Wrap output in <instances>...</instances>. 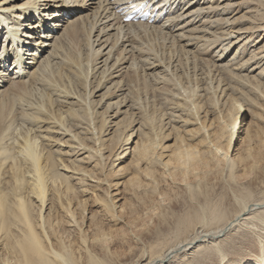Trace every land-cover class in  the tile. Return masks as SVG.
Wrapping results in <instances>:
<instances>
[{"label":"bare ground","instance_id":"6f19581e","mask_svg":"<svg viewBox=\"0 0 264 264\" xmlns=\"http://www.w3.org/2000/svg\"><path fill=\"white\" fill-rule=\"evenodd\" d=\"M223 3L0 0V36L5 37L0 45V264H264V227H260L264 226V200L255 199L249 186L242 187L244 174L251 179L264 170V114L262 125L255 131L247 129L234 154V145L228 142L234 130L239 132L238 122L233 126L239 103L229 98V110H219L226 95V88L220 87L222 81L211 91L212 102L207 99L218 110L208 122L209 104L204 109L196 92L194 97L186 90L187 94L174 95L179 98L174 104L178 111L190 116L185 123L197 127L176 133L171 143L163 134L170 122L147 114L143 95L146 99L150 95L141 94L142 87L153 89L159 81L184 88L166 76L175 75L178 67L163 64L154 47L144 45L149 36L162 33L174 61H189L193 51L208 55V46L225 39L231 38V44L244 37L242 41H259L260 32V36L264 34V22L258 23L259 19L240 35L229 29L218 33L207 28L216 24L223 29L225 19L211 17L231 14L236 7L228 2L220 9ZM135 9L146 12L147 20L127 22L125 18ZM75 41L80 45L71 54L67 47ZM262 44L264 39L257 50L264 52ZM257 50L250 52L251 60L263 55ZM193 61L205 66L210 60L195 56ZM161 68L166 75H159ZM112 88L122 93L117 101L109 102L99 122L96 107L101 103L96 105L93 97L106 90L102 102L109 93H116ZM9 103L17 108L19 120L11 118ZM122 107L141 109L145 114L138 128H142L141 138L131 149L134 162L129 170L134 169L126 181L115 182L109 177L123 172L121 160L128 154L125 146L134 134L126 132V117L115 120L123 113ZM109 111L116 112L108 116ZM170 112L172 121L177 115ZM169 129L170 133L178 130L176 126ZM93 157L99 159L96 165L113 157L111 172L92 173ZM118 160L121 162L116 163ZM242 171L244 174L239 173ZM211 174L233 191L236 207L232 213L224 208L223 198L211 197L213 184L207 181ZM164 185L188 191L193 204L182 213L169 208ZM122 192L147 205L143 214L158 218L153 237H148L153 229L147 224L136 223L139 211L129 214L126 204H120ZM89 195L102 218L88 210ZM106 220L121 231L113 232ZM165 224L170 227L164 229ZM241 229L255 235L256 246L231 253L228 235Z\"/></svg>","mask_w":264,"mask_h":264},{"label":"rangeland","instance_id":"374dc122","mask_svg":"<svg viewBox=\"0 0 264 264\" xmlns=\"http://www.w3.org/2000/svg\"><path fill=\"white\" fill-rule=\"evenodd\" d=\"M221 1H224V3H223V5L220 6V9L222 8V6L224 7L225 4L228 2H231L232 4H236L235 5L236 7L232 8L233 12L231 14H226V12H221V14H217V16L214 15L213 17H211L212 19H225V21H226V23L223 26V29H217L218 25H216V24H215L214 28H212V27H210V25H208L207 28H209V29L211 28V30H210L211 32L218 31V33H226V31L229 29L231 32L234 33V35L235 34L240 35V34L246 33V30H243V29L250 27L252 25V23H257L258 19L260 20L258 23L264 22V0H231V1L230 0H220V2ZM240 2H244L245 4L244 3H243V5L240 4L239 5L240 7H239L237 4H239ZM238 19H239V21H238ZM234 21H236V22H234ZM200 24L201 23H199V25ZM203 31H205V30H203ZM253 32H257V31L254 30ZM198 34H200V32ZM161 35H162V33H158V36L147 37L146 40L144 39V45L154 47V49L156 50V53H159V54H157L158 58L161 57L159 59L163 61V64L167 65L170 62V63H172L171 68L173 67V65H176L175 68L178 67V71H175V75H174V73H172L171 75H166L167 72L162 69L163 67L158 70L159 75L160 76L166 75V76H171V77L175 78V80H178L184 88H181V87L176 88L172 82H167V81L155 82L154 87L157 88V90L155 88L152 89V86H150L148 90H145L142 87V90H141L142 95H143V93H149V95L151 97L153 95H155L152 98L149 96L147 98L148 100L146 99L145 95H143V98H144L143 101L145 104H147V105H145L143 103L146 108L144 106L143 107H144V109L149 108V109H147L146 113L154 115L157 118V120L161 119V117H162V119L164 120L163 121L164 123L170 122L169 124H167V126L165 127L164 132H163V134H166V136H168L169 139L171 137H174L176 135V133H178V132L180 134H182V133L185 134L186 130L192 129V128L197 127V126L196 125H189V123L188 124L185 123V120L189 119L190 116L186 115V113H184L183 111H178L179 109L175 106L176 105L175 103H177L179 101V98L175 97L174 95H180V94L184 95V93L185 94L188 93L194 97V93L196 92L195 98L198 97V98H196V99H198V101H201L200 99H202L201 103L204 104V109L208 108L207 110L209 111V114H208L207 120H206L208 122V121H211L213 118H215V116H217L216 114L218 111L215 109L214 106H213V108L211 106L212 104L210 102H212V101L209 98V97L213 96V93L211 91L214 92L216 87L219 84L218 82L222 81L221 82L222 84L220 87L226 88L225 89L226 95L224 96L225 98H223L222 102L220 103L221 108L219 110H224V111L229 110V108L231 106V100L230 99H232V97L234 99L236 98V100H238L237 103H239L237 105V107H235L236 109L234 111L235 113H234V119H233V126L236 125V123L238 122L239 132L236 133V130H234V132H235V133H233L234 136L232 134L233 137H230V141L228 142L229 146L234 145L233 153L237 154L239 152V147L243 144V141H244L243 139L247 135V129L253 128L252 130L255 131V130L259 129V128H257V126L260 127V125H262V120L260 118L264 114V112H263V109H264V52H261V49L260 50H257V49L259 48L258 45L260 43H263L264 34H262V36H263L262 37V36H260L261 35V32H260V34L258 35L259 41L255 42V43H253V41H251V42L250 41L249 42L242 41V40H245V37L243 39H241L240 41H237L236 39H234L232 44H231L232 40H230L231 38L225 39L224 42H222V44H217L216 46H208L207 47L208 49L211 47L208 55L201 54L199 51L194 52L193 50H196L194 48L192 50L193 51V53L191 55L192 57L190 56L189 61L184 60L185 58L181 61H179V59L174 61L175 58L174 59L171 58V57H173V54L171 55L169 53V48H168L169 41H167L165 37L162 38ZM0 37H1L0 45H3V42H5L4 41L5 37L4 38H2V36H0ZM255 37H257V36H255ZM260 40H261V42H260ZM244 42H246V43H244ZM224 43H226V44H224ZM202 44H203V42H202ZM233 44H234V46H233ZM75 45H78V43L76 41L74 44H71V45L69 44V46L67 44V46H68L67 51L71 54L75 53V51L77 50V48L79 47L80 44L78 45V47ZM223 46H224V48H223ZM262 47L264 49V44H262L260 46V48H262ZM191 48H193V46ZM207 48H206V50H207ZM254 48L257 51H260V53L263 55H261L259 58L253 57L251 60V58H250L251 53L250 52L252 50H255ZM238 49H239V51H237ZM201 51H203V50H201ZM222 52H223V55L221 54ZM249 53H250V55H249ZM220 54L222 55V57H221L222 60H218L219 57L221 56ZM238 54H239V56H238ZM258 55L259 54H257V56ZM195 56L197 58L198 57L199 58H201V57L207 58L208 60L212 61V62L209 61V63L210 64L212 63V65L209 67L210 64L208 63V64H205V66H204V63H202L201 61H193V58H195ZM224 56H226V57L224 58ZM164 58H166V59H164ZM248 58L251 61L248 62L247 64H245L246 61L248 60ZM12 61H13V59H12ZM219 64H220V67H219ZM184 66H186V67H184ZM187 66H189V67L192 66V67L187 68ZM205 68H207V69L205 70ZM185 69H187V72ZM189 69L192 71V72L190 71L191 73L188 71ZM195 69H196V71H195ZM188 72L192 75V78H191V75H188ZM125 75H127V77H128V73H125ZM185 76H187V77H185ZM216 77H217V79H216ZM211 78H212V80H210ZM197 81L199 82V84ZM197 85H199L198 88L200 90L196 89ZM203 88H206V89L210 88V90H204L203 91ZM212 88H214V90ZM17 89L18 88H16V90ZM160 89H162V90H160ZM193 89H195L197 91L199 90L198 93H197V91H195ZM113 90L116 91V93H114L113 95H110V93H109V95L106 96L104 98V101H102V102H99V101H101V99L103 98V95H104L106 90L100 91L101 93L98 92L97 95L95 97H93V100L96 102V105H97V103H101L99 107H96V109L98 111V116H99V117H97V120L99 122L102 120L103 113L106 112L107 105L109 104V102L114 103L115 101H117L119 99V95L122 93V91H118L117 89H113ZM184 90H186L187 93L184 92ZM155 91H157V93ZM201 92H203V93H201ZM219 92L220 91L217 90V94H221ZM200 94H203V95L200 96ZM169 95H171V96L169 97ZM207 99L210 102H208ZM228 100H230V101H228ZM170 101H172V102H170ZM225 101H226V104L224 103ZM205 103L207 105L208 104L209 105L207 106ZM11 104L12 103H9V106H8V110L9 111L11 110L10 111L11 112V118L15 117L17 120H19V118L16 115V113H17L16 109L17 108L12 109ZM130 104L132 105L134 103L131 101L128 105H130ZM103 105H105V107H103ZM206 106H207V108H206ZM140 110L141 109H130V108L122 107L121 111L123 113L119 115V118L115 119V120H119L123 117H126L124 126L128 127L126 129V132H130V134L134 133L131 140H130V141L133 140L134 142L132 141L131 143H127V145L125 146V148L128 150V154H125L126 155V156H124L125 158H123V160H121L122 161L121 165L124 167V170H123V172H121V174L119 176H113V177L110 176L109 179H111L112 181H115V182L126 181L130 177L131 171L134 169L133 168L132 170H129V168L133 165V162H134L133 153L131 152V149L135 145V142L137 140L139 141L141 138L142 128H140V130L138 128L140 127L141 122L143 120V116H144L143 114H145V111L141 110V112H140ZM171 110L172 111L174 110L175 114L177 115L176 118L175 117L173 118L174 121L173 120L171 121L169 118L171 115V112H170ZM115 112L109 111L107 115L108 116L114 115ZM133 112L135 113L134 115H133ZM142 112H144V113H142ZM130 114H131V116H130ZM166 115H168V116H166ZM201 115L204 116L205 113L203 112ZM163 116H166V117H163ZM131 117H132V119H135V120L133 121L131 119ZM178 119H180V120H178ZM17 120H16V122H17ZM174 125L176 126V128H178V130L170 133L171 129H169V128L175 127ZM109 126H111V123H109ZM169 133H170V135H169ZM51 136L56 137V138H61L56 134H52ZM200 139H201V137H200ZM231 139H233V140H231ZM253 139H255V137ZM169 141L171 143L174 140L172 139ZM232 141H234V142H232ZM235 149H236V151H235ZM81 157L83 158L84 155H82ZM93 159L94 160L91 161L92 166L90 167V169L93 168L92 173H96V172L102 173V171L104 173H106L108 170H109L108 173L111 172V168L113 166V164H112L113 157H112V159L106 160L104 165H96L98 163L99 159L97 157H93ZM121 161L118 160L116 163H120ZM86 165L87 164H85V166ZM93 165H95L96 167L94 168ZM263 172H264V170L262 172H260L258 175L252 174L251 179H248L245 176L243 171L239 172V173L244 174L242 176L243 180L241 179L242 185H243L242 187L249 186L251 191H252L253 197L255 199L264 200V173ZM213 175L214 174H211V177H210V175L207 177V181H209L208 182L209 185H210V183H211V185L213 184L211 187V190H212L211 191V197L214 198V200H217L219 198L220 199L223 198L224 208L226 209L227 212L232 213L236 207L235 199L233 196V191L230 190L229 188H227L224 185V183H222V182L220 183L217 179V176L216 175L213 176ZM217 181L219 183H216ZM214 183H216L218 185H216V184L214 185ZM164 187H163L164 189H162V191L166 193L165 202L167 201V205L169 208L174 209L176 212L182 213L188 207H190V205L193 204L191 201L190 193L188 191H185L182 188H181L182 190L177 189V188L171 187L169 185H168V187H167V185H164ZM166 188H168V189H166ZM174 190H176V191H174ZM177 195L179 197H177ZM181 196H184V197L186 196V197L182 198ZM88 197H89L88 204H87L88 210L93 212V213H96L99 218H102L100 208H99V206H97L94 203V201H95L94 198L91 195L86 196V198H88ZM121 197H123V198L120 200V204H126V207H127L129 214L132 213L133 215L134 214L136 215L135 212L139 211L138 215L140 217H139V219H137L136 223L138 224V220H139V222H140L139 224H141V225L147 224L149 226L150 230L153 229V231L150 234H148V237L149 238L153 237V235L156 234L155 228L157 227L156 225L158 224V218L155 215H151L148 212H147V214L146 213L143 214L144 212H146L145 207L147 205H145V203H141L142 202L141 200H138L135 197L131 198L130 195L125 194L123 192L119 196V198H121ZM143 208L145 211L144 210L142 211ZM141 218H142V220H141ZM105 223L107 224L108 228L112 229L113 232L118 233L121 231L119 229L120 226H117L114 223L107 221V220ZM163 227H164V229L169 228L170 225L165 224ZM260 227L263 228L264 226L262 225ZM261 231H263V230L261 229ZM153 232H155V233H153ZM254 239H255L254 234H252V233L248 234L247 231L241 229V230L234 231L230 235H228L226 243L227 244L229 243V244L228 245L226 244V245H227V248L229 249V251L231 253H234L237 249L238 250H245V249L249 250V249L256 246L254 243L255 242Z\"/></svg>","mask_w":264,"mask_h":264}]
</instances>
